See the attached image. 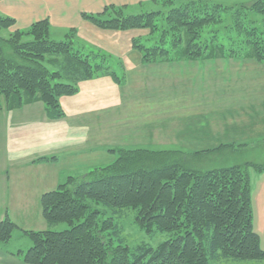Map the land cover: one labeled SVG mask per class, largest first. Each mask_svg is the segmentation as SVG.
<instances>
[{"label": "trees", "instance_id": "obj_1", "mask_svg": "<svg viewBox=\"0 0 264 264\" xmlns=\"http://www.w3.org/2000/svg\"><path fill=\"white\" fill-rule=\"evenodd\" d=\"M224 1L202 4L207 1L183 0L174 4L173 0H161L170 3V8L131 15L123 12L126 5H109L100 13L83 16L101 29L149 30L148 43L140 37L132 38V47L141 54L144 64L232 57L264 62V0H253L250 6ZM228 10H233L231 23L216 27L221 14ZM15 24L14 18L0 14V110L43 102L48 116L57 119L65 114L61 97L77 93L81 82L100 75L122 81L105 53L76 44V28L57 36L49 19L36 21L26 29L14 28ZM157 31L159 38L152 39ZM221 31L237 36L230 47L218 39ZM245 145L222 142L190 154L179 150L110 149L117 153L114 162L81 176H69L42 195V214L49 227L64 222L68 228L21 230L32 244L14 254L29 264L264 261L260 236L253 227L249 174L250 168L263 172L264 162L203 166L208 163L203 158L218 150ZM130 213L147 235L167 237L156 246L143 242L128 245L117 220ZM16 230L20 227L9 216L0 220V247L12 241Z\"/></svg>", "mask_w": 264, "mask_h": 264}, {"label": "rangeland", "instance_id": "obj_2", "mask_svg": "<svg viewBox=\"0 0 264 264\" xmlns=\"http://www.w3.org/2000/svg\"><path fill=\"white\" fill-rule=\"evenodd\" d=\"M152 2L128 5L125 15L139 14L157 9L167 10L170 3ZM181 4L183 0H173ZM201 1V0H200ZM202 4H215L216 1L202 0ZM224 2L249 6L253 0H227ZM202 8L201 5H198ZM233 10L221 14V22L216 27L231 23ZM89 23L79 25V36L76 44L85 50L105 53L112 68L125 85L119 93L107 89V82L87 80L79 85L80 92L72 99L81 105L93 104L101 108L87 117L76 116L71 130L78 133L86 127L93 130V151L78 149L73 160H65L63 165H73L74 176H81L88 169L111 164L117 158L113 148H143L150 150H179L194 153L206 148H214L222 142L246 144L235 149L218 150L203 158L208 163L204 167L224 166L232 163L264 162V62L248 58L175 60L174 62L157 61L141 63V54L132 47V38L150 39L147 29H129L110 31L95 28L91 31ZM207 29V28H206ZM229 30V28H228ZM57 36L64 29L53 30ZM4 31V34H8ZM159 31L152 39L159 38ZM211 34L206 37L210 38ZM227 47L237 36L231 31L219 32ZM232 44V43H231ZM149 45V44H147ZM104 94V95H103ZM108 95V96H107ZM111 101L110 110H103L107 101ZM73 103V102H72ZM116 106L115 108H112ZM68 110V107H66ZM70 112V106L69 111ZM88 121L89 126L86 125ZM78 131V132H76ZM81 133V132H80ZM48 142L51 138L46 136ZM90 143V142H89ZM33 147L31 141L24 142L22 147ZM75 152V150H73ZM212 157V158H211ZM211 158V159H210ZM210 159V160H209ZM193 165L196 167L200 163ZM82 170V172H81ZM251 180V202L253 210V227L260 236L264 249V171L259 173L249 169ZM20 226L40 230L47 228L45 222L37 217L15 215ZM123 230V241L130 246L140 243L158 245L167 236L155 233L147 235L134 223V214L117 220ZM68 224L61 222L49 227L51 230H64ZM11 248L20 246L29 248L30 238L21 230L15 231ZM208 264H264L263 260H212Z\"/></svg>", "mask_w": 264, "mask_h": 264}, {"label": "crops", "instance_id": "obj_3", "mask_svg": "<svg viewBox=\"0 0 264 264\" xmlns=\"http://www.w3.org/2000/svg\"><path fill=\"white\" fill-rule=\"evenodd\" d=\"M146 1L148 0H0V14L14 18V28L26 29L36 21L49 19L53 30L76 28L79 36V25L84 21L89 23L87 26L91 31L98 28L83 13L96 14L109 5L128 6ZM96 79L97 82H107V89L119 93L121 101V88L125 85L123 80L118 82L110 75H100L90 80ZM79 92L80 89L73 96ZM67 96L72 95H64L60 99L65 114L57 119L48 116L43 102L30 103L13 110H0V220L9 216L20 230L35 229L20 226L16 221V214L25 218L39 215L47 225V228L40 230L49 228L42 214V195L56 189L67 177L74 175L73 165H63L66 159L72 161L75 154H78V149L93 151V130L88 131L83 126L81 133H74L68 129L73 126L76 116L87 117L86 114L98 112L101 108H95L91 103L81 105L77 99H72L75 97ZM111 101L107 98L103 110L111 109ZM86 125L89 126L88 121ZM48 135L50 142L46 140ZM23 141H31L34 146L23 148ZM42 157L47 159L40 160ZM79 167L82 170L88 169L85 172L81 170L82 174L90 171L89 166ZM13 239L8 245L0 247V264H29L14 254L18 249L26 248H11Z\"/></svg>", "mask_w": 264, "mask_h": 264}]
</instances>
